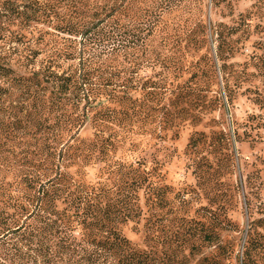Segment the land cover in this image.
Segmentation results:
<instances>
[{
    "label": "trees",
    "instance_id": "trees-1",
    "mask_svg": "<svg viewBox=\"0 0 264 264\" xmlns=\"http://www.w3.org/2000/svg\"><path fill=\"white\" fill-rule=\"evenodd\" d=\"M182 1L4 2L23 27L35 24L36 43L49 55L29 70L34 59L24 50V74L0 63V75L23 90L25 104L9 105L13 121L0 118V131L8 128L0 134V264H30L39 256L47 264H224L213 255L192 261L204 246L219 243L217 212L210 221L184 212L167 219L162 250L150 248L147 235L133 242L123 234L122 226L143 215L140 192L150 186L143 165H119L111 184L86 180L88 167L116 153L117 130L132 122L134 102L150 113L154 103L191 98L176 83L184 68L181 52L203 48L209 33L200 17L184 16L191 11L180 7ZM214 33L224 52L230 33ZM62 61L72 63L63 68ZM27 104L24 116L33 115L35 131L20 141L24 137L14 132L30 121L21 116ZM88 124L92 138L81 134ZM157 197L169 205L164 192Z\"/></svg>",
    "mask_w": 264,
    "mask_h": 264
},
{
    "label": "rangeland",
    "instance_id": "rangeland-1",
    "mask_svg": "<svg viewBox=\"0 0 264 264\" xmlns=\"http://www.w3.org/2000/svg\"><path fill=\"white\" fill-rule=\"evenodd\" d=\"M5 1L0 0V63L24 74V50L34 59L29 70L38 68L49 53L36 43L35 24L23 27ZM179 5L191 11L184 16L200 17L208 25L203 48L181 52L184 68L176 83L191 98L154 103L150 113L134 102L132 122L117 130L116 153L110 161L88 167L86 180L111 184L117 178L113 169L141 164L150 186L140 192L142 218L122 226L124 235L133 242L147 235L149 247L162 250L158 241L164 240L167 219L184 212L188 219L210 221L217 212L222 220L219 243L204 246L192 261L213 255L224 264H264V0H183ZM174 17L169 15V23ZM221 28L230 33L224 52L214 33ZM37 51L42 52L37 56ZM71 63L61 65L68 68ZM22 93L0 75V118L14 120L8 107L25 105ZM24 109L21 116L30 121L14 132L24 137L20 141L31 140L35 131L33 115L24 116L30 106ZM81 134L92 138L94 128L88 124ZM18 145L17 150L23 148V143ZM159 192L166 194L168 206L160 203ZM30 264L47 263L39 256Z\"/></svg>",
    "mask_w": 264,
    "mask_h": 264
}]
</instances>
